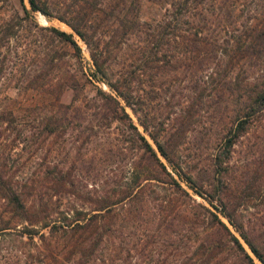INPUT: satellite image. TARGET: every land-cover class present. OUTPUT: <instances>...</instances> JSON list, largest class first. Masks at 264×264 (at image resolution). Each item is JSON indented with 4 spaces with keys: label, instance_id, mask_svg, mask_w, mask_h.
<instances>
[{
    "label": "trees",
    "instance_id": "trees-1",
    "mask_svg": "<svg viewBox=\"0 0 264 264\" xmlns=\"http://www.w3.org/2000/svg\"><path fill=\"white\" fill-rule=\"evenodd\" d=\"M20 1L22 13L13 8L6 16L0 7V43L5 37L16 38L20 20H33L31 11L65 21L86 44L94 65L91 75L109 88L99 89L101 118L118 120L133 130L131 141L141 153L123 187L112 189L118 194L111 199L109 194L101 196L108 201L95 203L94 212L84 211L81 217L78 211L75 225L43 221L35 201L26 202L10 179H4L6 164L0 150V196L11 216L23 223L17 227L11 216L2 219L0 234L34 241L35 235L45 236L41 228L46 226L52 233L54 228L64 233L77 228V244L96 237L88 245L90 251L103 234L97 231L100 219L112 229L113 217L125 210L128 215L116 228L121 233L134 213L153 203L157 211L151 221H157V238L166 234L167 221L175 225L172 248L178 264H215L222 250L231 251L239 264H255L242 240L264 264V0H152L164 7L162 16L152 21L138 17L139 0H27L29 8ZM45 28L81 57L72 32ZM165 93L170 98L163 108L172 106L174 96L178 100L160 117L152 102ZM15 101L5 94L0 97V149L10 141L4 130L18 124ZM84 105L57 100L41 131L56 130L64 107ZM127 106L154 144L140 132ZM204 126L211 143L204 146L206 163L199 165L191 162L199 153H186L184 143L188 133ZM21 130L15 141L22 140ZM242 138L249 143L236 157L235 145ZM185 250L190 251L187 261L182 257ZM82 254L78 264L87 261ZM113 256V264H119L117 259L122 258Z\"/></svg>",
    "mask_w": 264,
    "mask_h": 264
},
{
    "label": "rangeland",
    "instance_id": "rangeland-1",
    "mask_svg": "<svg viewBox=\"0 0 264 264\" xmlns=\"http://www.w3.org/2000/svg\"><path fill=\"white\" fill-rule=\"evenodd\" d=\"M24 4L29 8L27 0H24ZM1 6L6 9V16L13 12V8L22 13L20 0H0ZM31 12L33 20H20L16 38L9 40L5 37L0 43V97L5 94L17 99L14 109L18 121L13 129L4 130L5 137L10 140L8 146L2 144L0 149L6 164L4 179H10L12 186L19 189L26 202L35 201L42 210L43 221L76 225L78 211H82L81 217L84 211L94 212L96 210L93 208L97 207L95 203L108 201L107 198L103 201L101 196L109 194L111 199L118 194L112 189L123 187L130 167H134L141 150L131 141L133 130L118 120L110 123L101 118V109L97 107L100 103L97 98L99 89L108 91L109 88L103 80L91 75L94 65L84 41L65 21L39 10ZM163 12L164 7L152 0H139L137 13L141 20L158 19ZM49 25L73 33L81 47L80 58L70 44L45 28ZM169 98L170 95L165 93L163 98L158 97L152 102L156 115L164 117L166 111L174 109L178 100L176 96L171 101L172 106L163 108ZM57 100L75 104L82 102L85 105L80 109L77 106L70 109L64 107L60 111L56 130L45 134L41 128L46 119L53 116L51 106ZM126 109L140 132L154 144L138 123L135 113L128 106ZM21 127L22 140L15 141L19 137L16 132ZM206 127H201L200 132L188 133L184 143L186 153H199V158L191 160L199 165L206 163L207 148L204 146L211 143L206 139ZM24 128L28 130L24 132ZM28 134L29 138H23ZM247 140L242 138L235 145L236 157L243 154L249 143ZM100 148L102 153L99 152ZM124 169L125 174L122 176ZM193 196L203 200L195 193ZM97 197L101 202L95 201ZM154 211L157 208L153 207V203L145 204L142 212L134 213L133 219H128L121 233L116 228L125 218L124 215H128L125 210L113 217V226L109 223L112 229L103 225V219H100L97 231L103 234L90 251L88 245L96 237L77 244V228L66 233L54 228L55 232L52 233L46 226L41 228L45 236L40 238L35 235L34 241L27 236L2 233L0 264H78L84 252L87 259L85 264H113L114 253L122 258L117 259L119 264H178L172 248V242L177 238L173 232L175 225L167 221L166 234L158 239L157 221H151ZM10 216L5 200L0 196V223ZM10 218L12 225L22 226L23 223L16 217ZM222 218L226 221L225 217ZM242 242L253 256L254 263L262 264L247 244ZM161 247L164 248L161 250ZM189 253L185 250L183 260L187 261ZM239 263L240 260L229 250H222L215 259V264Z\"/></svg>",
    "mask_w": 264,
    "mask_h": 264
}]
</instances>
